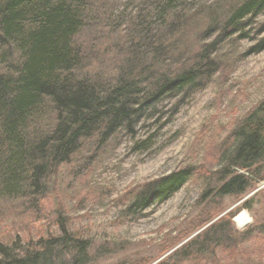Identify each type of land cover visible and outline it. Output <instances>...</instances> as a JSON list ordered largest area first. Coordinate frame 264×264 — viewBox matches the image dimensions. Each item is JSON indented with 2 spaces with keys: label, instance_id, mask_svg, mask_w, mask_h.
<instances>
[{
  "label": "trees",
  "instance_id": "obj_1",
  "mask_svg": "<svg viewBox=\"0 0 264 264\" xmlns=\"http://www.w3.org/2000/svg\"><path fill=\"white\" fill-rule=\"evenodd\" d=\"M119 7L105 0H0V210H37L63 169L81 173L122 131L133 134L157 112L159 101L180 103L202 89L224 67L219 45L245 39L247 27L264 12V0L203 6L141 0L129 13ZM251 50H264V35ZM230 138L233 144L211 170L213 195L208 189L201 195L206 203L217 197L238 202L264 182V100ZM196 171L186 166L146 183L127 209L166 201ZM259 194L261 220L238 230L232 219L242 208L251 210ZM56 212L59 234L0 242V264L91 261L88 240L68 230ZM220 212L219 206L203 207L192 228L200 232L156 264L218 263V249L234 251L246 241L255 247L246 256L248 251L264 264V187L234 212Z\"/></svg>",
  "mask_w": 264,
  "mask_h": 264
},
{
  "label": "rangeland",
  "instance_id": "obj_2",
  "mask_svg": "<svg viewBox=\"0 0 264 264\" xmlns=\"http://www.w3.org/2000/svg\"><path fill=\"white\" fill-rule=\"evenodd\" d=\"M193 1L203 6L212 0ZM105 2L126 6L129 13L141 0ZM252 22L245 39H226L219 45L217 54L224 57V67L202 89L191 92L180 103L172 97L159 101L157 112L142 121L133 134L122 131L81 173L63 169L56 174L54 185L37 210L2 208L0 242L9 243L16 236L24 242L37 241L51 233L59 234L58 210L65 227L88 240L93 258L86 264H130L139 259L156 264L169 260L200 232L192 228L203 207L219 206V216L226 215L263 188L264 182H260L238 202L232 197H217L206 203L201 196L207 189L209 196L214 193L211 170L218 167L222 151L233 144L232 138L226 141L230 132L264 100V50L251 53L264 35V12ZM186 166L198 171L169 199L145 210L127 209L143 185ZM262 201L259 194L251 210L237 212H245L249 220L239 227L234 217L238 230L252 228L261 220ZM187 232L188 238L181 240ZM253 248L252 242L246 241L234 251L218 249V263L187 260L182 264H258L255 256L248 251L245 254Z\"/></svg>",
  "mask_w": 264,
  "mask_h": 264
},
{
  "label": "bare ground",
  "instance_id": "obj_3",
  "mask_svg": "<svg viewBox=\"0 0 264 264\" xmlns=\"http://www.w3.org/2000/svg\"><path fill=\"white\" fill-rule=\"evenodd\" d=\"M234 222L239 227H243V226H245L249 222L248 216L246 215L245 212H240L238 215L235 216Z\"/></svg>",
  "mask_w": 264,
  "mask_h": 264
}]
</instances>
